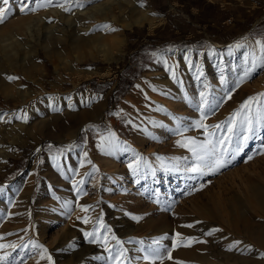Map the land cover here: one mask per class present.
Returning <instances> with one entry per match:
<instances>
[{
    "label": "rangeland",
    "instance_id": "374dc122",
    "mask_svg": "<svg viewBox=\"0 0 264 264\" xmlns=\"http://www.w3.org/2000/svg\"><path fill=\"white\" fill-rule=\"evenodd\" d=\"M106 1L0 3L11 8L0 34L19 20L33 26L32 38L26 23L18 30L12 65L0 54V264H116L121 249L119 264H160L176 248L212 237L246 244L227 227L237 213L264 226V213L247 198L250 181H264V0H167L155 9L137 0L158 18L128 28L92 22L89 35L111 30L121 45L105 54L74 50L72 32L89 13L110 5L120 17L121 0ZM48 36L58 56L45 52ZM88 69L109 72L76 74ZM253 97L259 103L247 113V132L241 106ZM81 112L91 120L72 141V118ZM222 137H230L216 148L222 167L185 171L196 164L189 140ZM29 166L25 187L17 185ZM192 200L215 209L213 228L181 218ZM149 247H160L163 259L145 260Z\"/></svg>",
    "mask_w": 264,
    "mask_h": 264
},
{
    "label": "bare ground",
    "instance_id": "6f19581e",
    "mask_svg": "<svg viewBox=\"0 0 264 264\" xmlns=\"http://www.w3.org/2000/svg\"><path fill=\"white\" fill-rule=\"evenodd\" d=\"M116 9L117 12L119 13L118 16L120 17H116L114 15V12L111 9L110 5H108L107 8L98 9L95 12H91L92 14L89 13L86 17L87 21L85 20L83 23L78 24V26L76 25L77 28L74 29L72 32L73 35L71 36V41H70L72 48L78 51L82 47H86V46H95L99 48L103 47L104 50H102L101 52L104 54L106 53V49H110V48L116 50L118 49V47L121 45L123 41V36H120L119 34L111 30H107L105 32L99 33V36L94 38L91 35H89V33H91L92 30L96 27L92 25V22H97L98 24L100 21L110 20L112 21L113 25L120 24L119 26L121 28H128L131 25L136 26L145 23L151 24L153 20L149 18L148 11L146 10L147 8L138 4L135 0H121L120 4L116 5ZM125 10L127 11V14L122 15ZM25 23L26 22L22 20L16 21L12 23L13 25H11L10 27L11 30L9 32L5 34H0V54H2L3 58L6 61L12 62V59L15 56L13 48L16 44H18L16 37L17 33L20 27L24 26ZM26 25L27 26H24V33L28 37L32 38L33 26L29 23H26ZM103 28H101L100 31ZM47 34L49 35V33ZM50 38L53 39V37L51 36H48V38L44 39L45 52L47 53L48 56L49 55L58 56L59 49L57 46H55L56 43L54 45V41L53 43L50 42L51 41ZM82 60L83 59L78 58L77 61L82 62ZM12 64L13 62L11 63V65ZM108 72L109 71L107 70L104 71L99 69H88L84 71L80 70L76 72V74L80 75L79 78L86 80L88 78L105 76L107 75ZM73 104L75 105L76 103ZM90 113L94 116L93 118H97L94 110L91 111ZM90 113L81 112L78 115H76L74 118H72L73 125H72V129L70 130V137L72 141H74L77 135V129H79V127L87 120H91L89 115ZM31 168L32 166H29L20 174L19 180H17L18 182L17 185H23L25 187V182L27 180V177L29 176L30 178ZM260 180L261 181H257V182L253 180L250 181L247 190V198L249 199V202L253 208L257 207L264 213V181H262V179ZM219 194L221 193L218 192L216 198L218 197L217 201L218 200L221 201V203H219V205H221L222 203L225 202V199L221 198ZM201 204L202 203L199 201L192 200L189 206L190 207V209L188 210L189 212L181 213V218L183 220H186L187 222H190L189 224L196 223L197 225L207 226L206 227L207 229H211L213 228V225H210L208 220L215 219V215L212 213V211H215V209L212 207L210 211L208 207ZM227 206L229 207L231 212L233 213L236 212V210L232 207L233 203L231 204L228 203ZM189 213H195L196 215H192V214L189 215ZM227 227L231 232L235 234L236 233L239 234L242 232V234L244 235V237L248 242L246 244L241 242L231 251H229L227 250L229 245H232L237 241L232 240L231 237H228L231 240L225 239L224 237L222 239H220L219 237L217 238L212 237L208 239L206 243L196 244V246L187 245L188 247L186 248L185 246L176 248L170 254H168V256L171 258L168 257L167 259L163 260L160 264H264V256H261L262 260L260 261L257 260L259 254L262 252V250H264V226L263 227L261 225L256 226L254 222V216L252 215H247L245 213H240V214L237 213L235 214V218L230 219V224ZM72 234L73 233L71 231L70 233L64 231L62 235H65L64 237H68ZM183 242L186 241L183 240L180 246L183 245Z\"/></svg>",
    "mask_w": 264,
    "mask_h": 264
},
{
    "label": "snow or ice",
    "instance_id": "6c2138e0",
    "mask_svg": "<svg viewBox=\"0 0 264 264\" xmlns=\"http://www.w3.org/2000/svg\"><path fill=\"white\" fill-rule=\"evenodd\" d=\"M0 3H2L3 5H8L9 4V0H0ZM11 11V8H4V7H0V24L5 22L6 19V15L7 12ZM21 12L25 11V7L22 6L20 9ZM104 28H110V26L105 25L103 26ZM114 30V29H113ZM174 75V73H173ZM9 80H13L16 79L15 77H8ZM203 93H201V96L203 97ZM253 103H259L258 98L253 97V98H249V100L245 101L244 104L241 106V110L245 112L244 115V120L242 122V125L246 127V131L247 132H252L253 128H252V122H251V118L250 116L247 114L248 112L251 111V106ZM241 115V112H237L234 114V116L231 118V122L229 123V126L227 128V131L229 133H234L235 131V121L236 118L239 117ZM196 127H205L201 122H196ZM217 128L221 127L220 125L216 126ZM249 137L247 135H245L243 137V139L246 141ZM228 140L230 142V137H222L217 144H212L211 141H208L207 144L205 143H197L195 140H189L187 143L192 145V147L189 149L192 153L193 156L196 158V164L194 166L188 167L185 169V171H189V172H193V173H199L200 175L204 174V169H213V170H218L220 167L223 166V164L221 163V158L220 157H216V148L218 145H223L224 142ZM211 145V146H209ZM182 146H187V145H182ZM223 155V153L221 154V156ZM249 159H251V157H249ZM129 167L131 168L132 166L129 165ZM133 173H136V169H132ZM86 210V209H85ZM134 219H139L137 217H134ZM189 227H191L189 225ZM214 231H218V230H214ZM207 235H211L212 233H206ZM85 235H91L90 233H86ZM179 235V234H177ZM117 243H119V241H117ZM154 243H158V242H154ZM240 242H235L232 245H229L228 249L229 251H231L234 247H236ZM2 247V246H0ZM124 255L123 250H118L115 253L114 259L116 261V264H119V258L121 256ZM145 260H149L152 259L153 261L160 259H163L162 253H161V248L157 247V248H152L149 247L147 250V254L143 257ZM171 258V257H169Z\"/></svg>",
    "mask_w": 264,
    "mask_h": 264
},
{
    "label": "crops",
    "instance_id": "0c3cea01",
    "mask_svg": "<svg viewBox=\"0 0 264 264\" xmlns=\"http://www.w3.org/2000/svg\"><path fill=\"white\" fill-rule=\"evenodd\" d=\"M135 1H136L138 4H140V5H142V6H144V7L147 8L146 10L148 11V16H149L150 19H152V17H153V18H156V17L158 18V16H155V15L152 14V13H151L152 15H150V12H151V11L148 10V7H147V6L141 4V3L138 2L137 0H135ZM141 1H147V0H141ZM150 1H151V3H152V7L155 9V6H157V7H158V6H159V7H160V6H161V7H162V6H165L164 4H165V2H166L167 0H150ZM201 8H202V6H200V9H201ZM200 9H199V10H200ZM191 10H194V9L192 8ZM149 11H150V12H149ZM195 11H197V9H196ZM156 13H157L158 15H161L162 17H165V15H166L165 12H159V13H158V12L156 11ZM186 19L189 21V18H188V17H186ZM193 19H194V17H193ZM145 24H146V23H145Z\"/></svg>",
    "mask_w": 264,
    "mask_h": 264
}]
</instances>
